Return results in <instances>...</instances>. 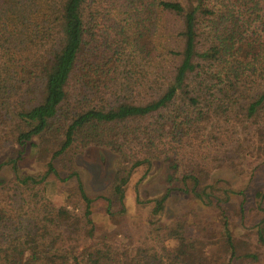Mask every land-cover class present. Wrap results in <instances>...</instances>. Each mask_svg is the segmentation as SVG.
Wrapping results in <instances>:
<instances>
[{"label": "trees", "instance_id": "1", "mask_svg": "<svg viewBox=\"0 0 264 264\" xmlns=\"http://www.w3.org/2000/svg\"><path fill=\"white\" fill-rule=\"evenodd\" d=\"M261 10L260 0H0V153L21 149L0 165L13 173L0 181V264H182L167 247L187 241L180 221L146 223L137 249L97 239L76 158L90 148L116 158L101 197L111 216L132 176L160 162L172 171L156 214L176 191L228 203L235 192L212 174L253 179L264 147ZM34 140L44 170L25 174L19 162ZM52 176L78 181L67 198L76 210L42 195ZM229 225L222 264H244ZM257 229L264 246V221Z\"/></svg>", "mask_w": 264, "mask_h": 264}, {"label": "rangeland", "instance_id": "2", "mask_svg": "<svg viewBox=\"0 0 264 264\" xmlns=\"http://www.w3.org/2000/svg\"><path fill=\"white\" fill-rule=\"evenodd\" d=\"M260 2L263 17L264 0ZM244 4L238 3V14L246 10ZM260 27V22L254 23L251 30H259ZM33 143L36 145L30 143L19 162L20 169L25 174H39L44 170L43 164L37 161L39 140H34ZM18 150L21 149L13 146L6 148L0 153V165L17 158ZM260 156L257 161L249 164L251 172L254 173L253 179L241 178L226 169L212 174V184L220 182L221 191L228 189L235 192L230 194L229 202L225 205L209 207L190 195L176 191L171 193L164 205L165 211L161 214H156L154 201L162 198L169 188L171 163H155L145 179V169L136 172L126 188L124 205L113 202L112 216L107 212L108 203L101 197L110 192L116 158L106 150L90 148L76 158V165L87 193L95 200L93 211L99 234L97 239L107 237L120 246L131 242L136 244L137 249L144 240L140 239V234H144L146 223L155 228H163L176 226V222L180 221L187 241L182 245L176 241L171 242L167 245L168 250L179 254L182 264H222L227 257L223 251L224 222L227 220L233 239L241 248L239 253L244 256V264H264V246L259 244L257 237V227L264 221V201L260 205L257 197L258 193L264 196V147ZM4 170L0 174V181H9L13 173L8 168ZM61 174L62 178L67 177L66 172L61 171ZM77 185L76 179L62 182L52 176L42 186V195L50 199L56 208H65L68 207L67 198L72 196ZM172 187L178 188L177 184ZM240 192H244V195H239ZM220 196L224 199L223 192ZM77 197H73V203L77 201ZM138 201L143 202V205L138 204ZM68 208L77 209L73 205ZM247 255L252 258H247Z\"/></svg>", "mask_w": 264, "mask_h": 264}]
</instances>
